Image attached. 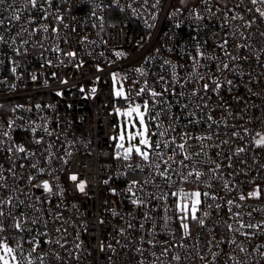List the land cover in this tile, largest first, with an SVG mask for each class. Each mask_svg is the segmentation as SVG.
Listing matches in <instances>:
<instances>
[{
    "label": "built area",
    "instance_id": "obj_1",
    "mask_svg": "<svg viewBox=\"0 0 264 264\" xmlns=\"http://www.w3.org/2000/svg\"><path fill=\"white\" fill-rule=\"evenodd\" d=\"M6 3L16 7L0 9V18L16 13L21 20L0 27L5 37V42H0V175L5 178L0 181L5 185L0 188V197L12 196L13 213H24L28 221L23 232L12 229L10 220L5 221L8 230L3 235L10 238L8 243L13 247L19 243L27 255L32 247L30 241H38L39 247L32 253L35 264H40L41 255L44 264H235L228 257L242 264H264L260 254L264 252V229L246 238L227 228V224L239 227L229 207L232 213L240 212L246 223L264 220V147L254 142L259 138L257 132L264 134V36L260 35L264 23L257 19L245 29L243 21L230 19L232 11L227 12L226 23L224 3L216 0H200L191 6H179L174 0H159L158 4L156 0H51L50 5L45 3L43 8L35 9L25 6L26 0ZM235 4L236 0H227L228 9ZM218 7L220 13L216 12ZM235 12L245 20L255 15L244 11L243 5ZM57 16L63 17L62 23ZM29 20L32 22L26 23ZM45 26L48 32L43 31ZM234 26L244 33V38L232 37ZM53 27L59 32L53 33ZM225 36L228 51L247 59L232 61L224 55L216 45ZM197 43L207 56L216 58L201 60V64H207L208 76L219 79L218 92L212 91L214 85L207 78L199 82L189 78L190 57L196 55ZM56 48L61 51L56 52ZM15 49L20 50L19 54ZM68 51H75L78 59L63 56ZM118 52L124 55L117 57ZM221 60L235 71L217 70ZM172 65L177 67L173 69ZM136 68H143L146 75L135 72ZM173 71L177 73L175 81ZM113 73H118V83L124 84L134 102L148 100L150 106L152 98L147 93L135 96L144 81L158 92L166 86L158 82L161 76L172 86L163 97L167 104L155 105V111L164 107L176 118L173 121L161 115L159 123L165 127L173 123L176 128L163 139L175 136L178 145L185 132L193 137L212 136L211 140L189 139L184 152L175 145H161L165 160L175 149V163L169 161V182L156 173L150 177L152 170L138 156L133 155L129 161L116 158L111 139L119 128L115 109H125L127 102L114 96ZM204 83L210 85L207 93L202 91ZM92 88L96 89L94 94ZM193 90L203 100L192 97ZM181 92L184 95H179ZM185 104L189 105L186 109ZM190 112L195 116H189ZM149 128L156 131L153 123ZM157 139L152 136L153 141ZM17 146L25 151H17ZM239 148L245 151L238 153ZM185 155L190 159L184 160ZM182 160L187 167L180 164ZM129 164L133 167L129 168ZM216 164L220 168L211 171ZM164 167L161 163V170ZM194 170L204 173L196 183L192 182L194 176L187 181L181 178V174ZM71 174L79 179L71 181ZM149 178L154 184L144 185ZM45 180L52 187L51 193L39 187ZM80 180L87 182L83 193L76 187ZM133 180L143 185L142 191L139 185L133 191L144 199V206L131 202L136 198L128 192ZM257 186L261 190L259 199H238L240 193L247 195ZM181 188L187 192L207 191L217 197L200 206L198 215L209 213L204 228L189 221L191 236L187 238L181 236L176 213L163 210L174 205L175 198L170 193ZM147 193L169 195L160 201L149 198ZM229 199L242 206L228 205ZM20 200L24 203L19 204ZM217 204L221 205L219 209ZM146 213L153 219L146 220ZM166 215L173 219L165 226L162 217ZM33 219L36 224L31 223ZM213 237V244L221 241L219 247L208 244ZM233 239L235 244L230 243ZM101 240L105 243L103 251ZM165 247L169 251L162 255ZM240 247L245 251L241 252ZM212 252L217 253L215 261ZM175 255L181 257L180 261L172 259ZM201 255L205 259L201 260Z\"/></svg>",
    "mask_w": 264,
    "mask_h": 264
},
{
    "label": "snow or ice",
    "instance_id": "obj_2",
    "mask_svg": "<svg viewBox=\"0 0 264 264\" xmlns=\"http://www.w3.org/2000/svg\"><path fill=\"white\" fill-rule=\"evenodd\" d=\"M144 3H147V0H143ZM157 4L159 3V0H156ZM184 0H181V3H183ZM205 3L208 2V0H204ZM221 2L224 3V7L226 11H224V15L226 17V23L228 20L227 17V12L232 11L234 14L230 17L231 20H240L243 21L242 27L245 29L251 28V26L256 23L257 19H259L262 23H264V0H236V4L234 8L228 9L227 8V0H221ZM45 3H48L49 5L51 4V0H26V5L25 6H30L31 8H43V5ZM243 5V10L248 12V13H254L255 15L252 16L251 20H245L244 16L241 15L239 12H235V8H240ZM12 9L16 7L14 4H7L6 0H0V9ZM155 7V5H153ZM179 11V10H177ZM211 13V9L208 10ZM222 10L218 7L216 9L217 13H220ZM215 15V13H212ZM93 15H95V12H93ZM46 18V17H45ZM197 18L200 19L201 17L197 15ZM56 19L59 22H63V17L62 16H57ZM21 16L19 14L13 13L9 17L6 18H0V27H3L6 23L9 21H20ZM32 21H26V23H31ZM224 25H222L223 27ZM24 31H28L27 28L23 29ZM49 28L48 26H45L43 28L44 32H48ZM53 33H58L59 29L56 27H53L52 29ZM33 31H36V29H33ZM239 32V28L234 26L233 31L231 33L232 37L234 39L236 38H244V33L239 32V37H237V33ZM19 35V33H17ZM261 36H264V32H260ZM0 42H5V37L0 34ZM12 43H16L15 37L12 38ZM23 43H27V41H23ZM228 45H229V40L225 36L222 38V41L218 43L216 46L221 49V51L224 53L228 59L232 61H236L237 59H247V57H237L236 55H233L228 51ZM237 47H246V45H238ZM196 48V55L191 56V64L189 65L190 71H189V78L192 80H195L196 82L205 80L206 78L208 80L212 81V84L214 87L212 88V91L218 92L221 84L219 82V79H213L211 76L207 75V64H201V60H206V59H216L215 57L212 56H207L205 52L201 49V46L199 43L195 45ZM56 52H60L61 50L59 48L54 49ZM15 51L19 54V49H15ZM158 51V50H157ZM117 57H120L124 55L123 53H116ZM63 56L65 57H72L73 61L78 59V55L75 51H68V52H63ZM257 59L259 57L257 56ZM69 61V62H73ZM50 63V62H49ZM63 63V61H61ZM166 64L170 63L168 61H165ZM82 61L77 64V66H81ZM173 69H175L177 66L172 65ZM217 70L219 71H235V67L230 68V65L223 60H221L219 63L216 65ZM199 68H204V72H200L198 69ZM97 70L100 71L101 69L97 67ZM15 69H13V72ZM135 72L139 73L141 76L146 75L145 70L143 68H136ZM177 73L173 71V81L176 80ZM33 80L37 79V76L33 75L32 76ZM112 79H113V87H114V96L116 98H123L127 102V107L125 109H120L116 108L115 112L116 114L124 117L125 119L123 122L119 125V130L118 134L116 136L111 137L112 140L116 141L115 147L118 150L116 152V158L120 159L122 158L125 161H129L133 155L138 156L142 161L145 162V166L151 169L152 171L149 173V176L151 177L153 173H156L159 175L161 179H163L166 182H169L171 180V177L169 176V172L172 171L171 168V163L169 161L175 163L174 160V155H175V149H173V155L169 156L167 160L164 159V153L160 151L161 145L163 144V147L169 148L172 145H175L176 148H178L181 152H184L185 145L189 139H197V140H211L212 136L207 135V136H199V137H193L191 133L185 132L181 134V140L183 141L180 144H176V137L172 136L171 138L165 140L163 139L164 137H167L169 134V131L175 132L176 128L174 127L173 123H169L167 127H165L162 123H159V119L162 114H166L169 116L170 119L173 121L176 119L175 117L171 116V113L164 107L161 108V111H155V105H165L167 104V101L163 99L166 93L170 91V88L172 87L171 85H168V82L164 81V77L161 76L159 77L158 82H164L165 87L162 89V91H156L154 88H150L147 85V81H144V86L140 87L138 91L135 92V96L139 97L142 96L143 94L147 93L149 97L152 98V105L150 106L148 100H143L142 103L134 102L131 99V94L128 92H125L123 89V85H120L119 90L116 89V84L118 82V73H113L112 74ZM66 83V81H64ZM228 84H232L231 80L227 81ZM210 85L208 83H204L202 91L204 93H207L209 90ZM81 91H84L81 89ZM91 92L94 94L96 92L95 88L91 89ZM173 95H176L174 90L172 91ZM57 95H62V93H57ZM179 95H184L183 92L179 93ZM191 96L194 98H199L203 100V96H199V93L197 90H193L191 93ZM160 98V99H157ZM193 101H189V104H191ZM188 104L183 105V107L186 109L188 108ZM19 107V106H18ZM39 107V105H37ZM197 107H200V105H197ZM204 107H207L205 104ZM154 113V114H153ZM189 116L194 117L195 113L190 112ZM209 120H212L211 116H208ZM189 123H193V120H189ZM197 123L199 121H196ZM153 123L155 124L156 131H151L149 128V124ZM211 127V125H209ZM245 133L247 134V129H244ZM4 135H7V133H4ZM232 135L238 136V132H233ZM152 136H157L159 139L153 141ZM256 136L259 137L258 139H255V145L257 147H264V134H261L259 132L256 133ZM37 143H40L39 140L36 141ZM224 143H227L225 141ZM127 145V146H126ZM11 149H9L10 151ZM17 151L19 152H24L25 149L22 146H17L16 148ZM122 150V151H121ZM245 151L244 148H239L237 149V152H243ZM153 157L155 159H153ZM190 159L189 155L184 156V160ZM159 160L161 163L165 165L164 169L161 170V163H157L156 161ZM180 164L183 167H187V165L184 164L183 160L180 161ZM36 165H33L35 167ZM129 168L133 167L131 164L127 165ZM231 166V165H229ZM137 168H140V171L143 172V168H141L140 165H136ZM220 168L219 164H216L215 169H211V171L216 172ZM43 171V169H41ZM204 173L200 171H190L187 173V175L181 174V178L184 181H187L189 177L194 176L195 179L192 181L193 183H196L199 181L200 177L203 176ZM5 178L0 175V181L4 180ZM29 181H31L33 178L31 176L28 177ZM69 179L73 182L77 181L79 178L76 174H71L69 176ZM107 183V181H105ZM147 184H154V181L149 178L144 181V185ZM139 185L138 181L133 180L128 188V192L132 195L135 196V199H132V204L140 207L145 205L144 199H141L139 196H137V193L133 191L134 188H137ZM87 186V182L84 180H80L79 184L76 185L77 189L80 192H84L85 188ZM156 187H159V185H154ZM171 187V184H169ZM224 186L227 188L228 184L227 182H224ZM5 187L4 184H0V188ZM39 187H42L45 192L51 193L52 192V187L50 186V183L45 180L42 182V185ZM205 187L211 188V184H206ZM140 190H143V185H139ZM114 191V190H113ZM149 198L152 199H158L160 201H165L168 198L169 193H164L160 196H155L154 193H147L146 194ZM172 197L175 198L174 205L171 208H164V212L167 213L168 211H174L176 213L175 218L180 221V228L182 230L181 236L182 238H187L191 236V226L189 224V221H194L196 224H198L201 228H204L206 225V220L209 216V213L207 211H204L202 215H198V213L201 212V205L204 203L205 200L207 199H212L215 200L217 197L215 195H212L211 193L205 191L201 192L199 190H194L191 192L184 191L182 188L177 189L176 191H172L170 193ZM261 196V190L257 186V188L253 189V191L249 192L247 195L240 193L238 196V199L240 201H245L249 198L252 199H259ZM202 197L204 198L202 200ZM13 197L8 196V197H0V264H25V260H27V264H35L34 259L32 258V253L37 251V248L39 247V242L33 239L30 241L32 247L31 250L25 255V253L22 250V246L17 243L16 247L11 246L8 243V240L10 239L9 237L3 235L8 230V226L5 225L6 220H10L11 224L10 227L12 229H15L17 232H23L26 231L27 229L24 227V225L28 222L27 219L24 216V213H20L19 215H15L12 211V206H13ZM19 204H23L24 201L20 200L18 201ZM228 205H235L236 208H240L242 205L235 203L234 200L229 199L227 201ZM209 207H212V205H208ZM217 209L221 207V205L217 204L215 205ZM228 211L232 214V217L236 219L237 224L239 227L234 228L232 224H227V228L230 232L238 233L242 236H245L246 238H251L253 237L257 231H260L261 229H264V220L253 223L251 220L249 222H244V220L241 218V213L240 212H235L232 213V208L229 207ZM249 217H251V213H248ZM145 219L146 220H152L153 217L149 215L148 213L145 214ZM164 220V225L166 226L172 219L173 217L171 216H164L162 217ZM32 224H36L37 220L33 219L31 220ZM101 224H103V221H100ZM143 224L141 225V228H143ZM155 225H153V228ZM245 230V231H242ZM247 230H255V231H247ZM199 239V235L197 237ZM213 240H209L208 244L210 246H215L219 247V244L221 241H216L215 244H213ZM58 242V241H57ZM149 243H152V241H148ZM230 243L235 244V240H231ZM107 248L111 249L112 245L107 244ZM180 247H183V245H179ZM100 247L101 251L104 250L105 243L103 240L100 242ZM239 247V246H238ZM77 248H79V245H77ZM17 249H21L19 254L17 253ZM239 250L241 252H244L245 249L243 247H240ZM137 251H140L139 249ZM169 249L167 247L164 248L163 254H167ZM209 251H211V248H209ZM261 256H264V252L260 253ZM213 261H215V258L217 256V253L212 252L211 253ZM40 264H44V257L41 255L38 257ZM173 260L175 261H180L181 257L179 255H175L172 257ZM200 259L203 260L205 259L204 256H200ZM228 260H234L235 264H242V261L240 260H235L234 257H228ZM227 264V261H226Z\"/></svg>",
    "mask_w": 264,
    "mask_h": 264
},
{
    "label": "rangeland",
    "instance_id": "obj_3",
    "mask_svg": "<svg viewBox=\"0 0 264 264\" xmlns=\"http://www.w3.org/2000/svg\"><path fill=\"white\" fill-rule=\"evenodd\" d=\"M180 1V3L178 4L179 6H191V5H194L195 3H197L198 1H200V0H184V2L183 3H181V0H179ZM216 1H221V0H216ZM123 85V89L125 90V87H124V84L123 83H118L117 82V84H116V89L115 90H119V88H120V85ZM126 92V91H125ZM125 118L124 117H122V116H120V115H118V123H119V125L123 122V120H124ZM118 130H119V128H118ZM118 130L113 134V136H116L117 134H118ZM114 141V140H113ZM114 143L116 144V141H114ZM127 146V145H126ZM115 150H116V152L118 151L117 149H116V147H115ZM122 151V150H121Z\"/></svg>",
    "mask_w": 264,
    "mask_h": 264
},
{
    "label": "trees",
    "instance_id": "obj_4",
    "mask_svg": "<svg viewBox=\"0 0 264 264\" xmlns=\"http://www.w3.org/2000/svg\"><path fill=\"white\" fill-rule=\"evenodd\" d=\"M198 2H199V1H198ZM174 3H175V4H179L180 1H179V0H174Z\"/></svg>",
    "mask_w": 264,
    "mask_h": 264
}]
</instances>
